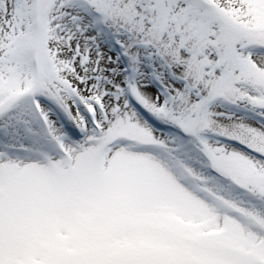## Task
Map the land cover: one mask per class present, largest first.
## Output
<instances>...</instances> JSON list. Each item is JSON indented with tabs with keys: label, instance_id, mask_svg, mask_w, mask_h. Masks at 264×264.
Segmentation results:
<instances>
[{
	"label": "snow or ice",
	"instance_id": "snow-or-ice-1",
	"mask_svg": "<svg viewBox=\"0 0 264 264\" xmlns=\"http://www.w3.org/2000/svg\"><path fill=\"white\" fill-rule=\"evenodd\" d=\"M0 264H264V0H0Z\"/></svg>",
	"mask_w": 264,
	"mask_h": 264
}]
</instances>
